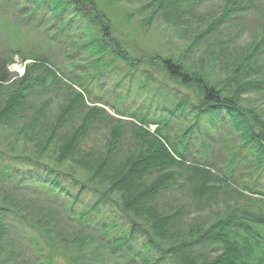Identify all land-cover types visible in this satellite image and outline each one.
Wrapping results in <instances>:
<instances>
[{
    "label": "trees",
    "instance_id": "obj_1",
    "mask_svg": "<svg viewBox=\"0 0 264 264\" xmlns=\"http://www.w3.org/2000/svg\"><path fill=\"white\" fill-rule=\"evenodd\" d=\"M184 1L152 0L149 7L186 22L191 11ZM228 3L233 17L253 1ZM9 11L63 55H28L0 31V264H171L172 258L180 264H264V213L249 209L264 204L258 191L264 188V118L244 101L245 94L264 92V78L252 74L261 65L264 36L221 82L173 59L161 61L166 78H160L151 71L153 60L123 46L97 0H0V14ZM222 23H212L208 34ZM18 61L26 64L22 76L11 71ZM225 125L240 139L227 155L229 175L215 174L209 163L193 166V139L220 137ZM99 130L107 133L104 150L92 147L83 157L88 161H80V144ZM57 143L52 158L48 152ZM72 158L84 174L67 163ZM238 164L247 172L236 179ZM185 177L205 201L198 211L211 206L209 194L218 189L260 201L226 205L225 213L193 228L185 205L172 214L158 205L174 188H186L180 183ZM217 249L213 261L205 260Z\"/></svg>",
    "mask_w": 264,
    "mask_h": 264
},
{
    "label": "rangeland",
    "instance_id": "obj_2",
    "mask_svg": "<svg viewBox=\"0 0 264 264\" xmlns=\"http://www.w3.org/2000/svg\"><path fill=\"white\" fill-rule=\"evenodd\" d=\"M97 1L101 8L105 10L113 20L115 35L120 39L123 46L132 55L142 58L147 61V63H149L148 60H153L154 62L151 67H149L152 69L151 71L160 78H166L164 72L161 70L163 69L161 61L164 59H173L174 61L180 60L185 62L186 66L191 69L192 67L201 69L203 73L210 74L213 80L221 82L229 78L228 74L234 70L237 61L242 58V55H245L247 47L251 46L252 43L257 42L259 39H262L264 36V0H252V5L246 9L237 11L233 17L227 14L228 8L230 7L228 3L229 0H185L186 11H191L187 12L189 13V17L186 22L176 20L174 17L169 19L162 13L153 14V9L149 7V3L152 0H116L113 3L108 0ZM191 3L195 4L193 5ZM226 6L229 7L226 8ZM223 12H225V16H221ZM220 20H222L223 23L208 34V28L211 24L219 22ZM0 29L3 35L13 36L15 38L13 43L21 45L26 54L31 56L42 54L46 57H50L52 60L56 58L62 60L63 54L59 49H53V47L46 42L44 37L32 27L24 26L13 11L0 14ZM222 52H224V55L221 57L219 55ZM260 58L261 65L259 70L257 72H252L253 77L256 79L264 78V52L260 54ZM29 63L31 62L28 61L27 64ZM25 67L26 64L22 65L18 61V63L11 67V71L22 76L25 73ZM110 83L111 82L105 83L107 88ZM56 100L51 103L49 109L50 117L57 111L60 100ZM244 101L248 107L257 110L264 118V92L245 94ZM107 110L109 113L116 116L115 111L108 105ZM122 110L128 109L122 108ZM77 120L78 119L72 123V127L75 126L76 123L78 124L79 121ZM177 127L179 128V126ZM150 129L154 132L156 127L152 126ZM222 129L223 133L220 134V137L211 134L207 135L208 139L205 140L203 138L193 139L188 157L193 166L203 167L202 165L209 163V167L215 174L219 175L220 173H224L229 175V170L226 168L227 155L237 149L240 139L237 137L236 131L229 128L228 125H225ZM68 130L69 128L67 127L66 131ZM175 132L176 128L172 127L170 136L176 141L178 136ZM227 134H230L231 138L226 137ZM203 141L211 145L204 147ZM106 142L107 133L103 130L91 134L85 142L80 144L81 150H79V160H82V162L88 161L87 158L86 160L83 158L84 155H86L92 147L96 150L97 148H102L104 150ZM124 142L128 145L127 147L132 146L133 133L130 130L126 133ZM230 145L233 149H229ZM58 148L57 143L55 148H51L48 155L55 158L58 155ZM67 163H71L72 169L75 171L84 174L82 167L77 165L78 163L75 158L67 161ZM246 172L245 167L238 164L235 178L238 179L239 174H245ZM245 177L244 175L242 179L248 181V178ZM186 178L187 177L180 179V183L186 185V188H174L172 193L164 195L159 200L158 205H160L162 209L166 206L172 208L170 214L174 212L173 208L185 205L188 207V212L190 213L189 215H185L187 216L185 220H188L187 223L193 228L198 225L202 227L206 222L213 221L217 212L218 214L225 213L226 205H243L249 199L260 201L258 197H246L244 199L239 198L229 189H218L217 193L209 194L213 200L211 206L204 210V212L198 211L200 204H203L205 201L194 196V192L191 191L194 187L193 183L190 182L191 180H186ZM194 180L201 181L195 178ZM231 181L234 188L238 190L241 189V187L236 184L237 181ZM216 184L220 186V184ZM258 191L264 194V188H260ZM194 199H196V201ZM245 206L248 208L247 204ZM249 209L264 213V204L255 202ZM260 233L264 235V228L260 227ZM220 253V249H217L216 252H209L205 255V260L213 261ZM175 262L180 264L179 260L176 258H172L170 261L171 264H175ZM202 262L203 260L200 259L197 264H201Z\"/></svg>",
    "mask_w": 264,
    "mask_h": 264
}]
</instances>
